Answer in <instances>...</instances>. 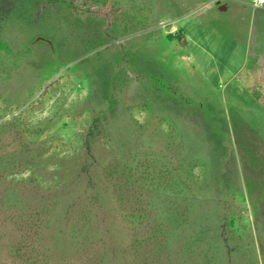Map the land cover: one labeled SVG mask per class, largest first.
Segmentation results:
<instances>
[{
	"label": "rangeland",
	"instance_id": "rangeland-1",
	"mask_svg": "<svg viewBox=\"0 0 264 264\" xmlns=\"http://www.w3.org/2000/svg\"><path fill=\"white\" fill-rule=\"evenodd\" d=\"M0 264H264V8L0 0Z\"/></svg>",
	"mask_w": 264,
	"mask_h": 264
},
{
	"label": "built area",
	"instance_id": "built-area-1",
	"mask_svg": "<svg viewBox=\"0 0 264 264\" xmlns=\"http://www.w3.org/2000/svg\"><path fill=\"white\" fill-rule=\"evenodd\" d=\"M251 6L254 8H264V0H250Z\"/></svg>",
	"mask_w": 264,
	"mask_h": 264
},
{
	"label": "crops",
	"instance_id": "crops-1",
	"mask_svg": "<svg viewBox=\"0 0 264 264\" xmlns=\"http://www.w3.org/2000/svg\"><path fill=\"white\" fill-rule=\"evenodd\" d=\"M251 2V1H250Z\"/></svg>",
	"mask_w": 264,
	"mask_h": 264
}]
</instances>
